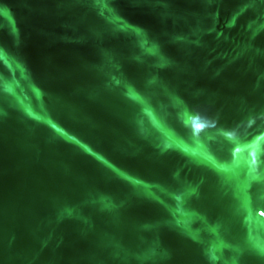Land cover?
<instances>
[{
    "label": "water",
    "instance_id": "obj_1",
    "mask_svg": "<svg viewBox=\"0 0 264 264\" xmlns=\"http://www.w3.org/2000/svg\"><path fill=\"white\" fill-rule=\"evenodd\" d=\"M264 0H0V264H264Z\"/></svg>",
    "mask_w": 264,
    "mask_h": 264
},
{
    "label": "snow or ice",
    "instance_id": "obj_2",
    "mask_svg": "<svg viewBox=\"0 0 264 264\" xmlns=\"http://www.w3.org/2000/svg\"><path fill=\"white\" fill-rule=\"evenodd\" d=\"M262 215H264V213H262Z\"/></svg>",
    "mask_w": 264,
    "mask_h": 264
}]
</instances>
